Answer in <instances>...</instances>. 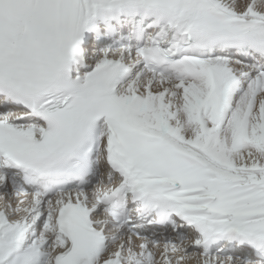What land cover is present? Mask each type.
Returning <instances> with one entry per match:
<instances>
[{
    "label": "snow or ice",
    "instance_id": "obj_1",
    "mask_svg": "<svg viewBox=\"0 0 264 264\" xmlns=\"http://www.w3.org/2000/svg\"><path fill=\"white\" fill-rule=\"evenodd\" d=\"M0 264H264V0H0Z\"/></svg>",
    "mask_w": 264,
    "mask_h": 264
}]
</instances>
